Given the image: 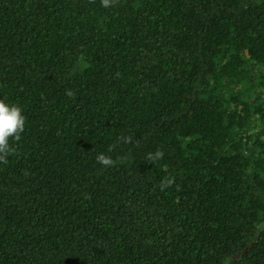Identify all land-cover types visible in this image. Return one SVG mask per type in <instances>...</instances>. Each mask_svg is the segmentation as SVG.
<instances>
[{
	"label": "trees",
	"instance_id": "16d2710c",
	"mask_svg": "<svg viewBox=\"0 0 264 264\" xmlns=\"http://www.w3.org/2000/svg\"><path fill=\"white\" fill-rule=\"evenodd\" d=\"M0 101V264H264V0H0Z\"/></svg>",
	"mask_w": 264,
	"mask_h": 264
},
{
	"label": "clouds",
	"instance_id": "9594fccd",
	"mask_svg": "<svg viewBox=\"0 0 264 264\" xmlns=\"http://www.w3.org/2000/svg\"><path fill=\"white\" fill-rule=\"evenodd\" d=\"M105 7L109 0H103ZM25 117L21 108L16 104H8L0 101V159H3L12 150L10 139L18 141L21 133L24 131ZM157 157L162 153L157 152ZM96 160L103 166H112L115 161L103 153L97 155Z\"/></svg>",
	"mask_w": 264,
	"mask_h": 264
},
{
	"label": "water",
	"instance_id": "95a60500",
	"mask_svg": "<svg viewBox=\"0 0 264 264\" xmlns=\"http://www.w3.org/2000/svg\"><path fill=\"white\" fill-rule=\"evenodd\" d=\"M251 245H252V243H250V244L248 245V247H250ZM244 252H245V250H243L241 254H243Z\"/></svg>",
	"mask_w": 264,
	"mask_h": 264
}]
</instances>
